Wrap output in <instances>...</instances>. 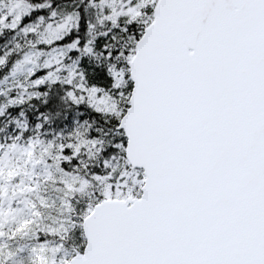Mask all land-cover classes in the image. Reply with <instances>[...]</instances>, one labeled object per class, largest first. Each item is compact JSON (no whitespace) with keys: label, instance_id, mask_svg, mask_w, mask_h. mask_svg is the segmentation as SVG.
Returning a JSON list of instances; mask_svg holds the SVG:
<instances>
[{"label":"snow or ice","instance_id":"1","mask_svg":"<svg viewBox=\"0 0 264 264\" xmlns=\"http://www.w3.org/2000/svg\"><path fill=\"white\" fill-rule=\"evenodd\" d=\"M67 7L0 0V36L19 34L45 57L15 64L33 65L22 98L9 96L15 123L58 137L71 173L68 214L51 224L43 199L17 220L3 205L19 177L0 178V240L42 232L58 242L39 243L27 264H264V0ZM25 102L39 105L34 117ZM70 232L82 244L68 257ZM17 255L0 243V264H25Z\"/></svg>","mask_w":264,"mask_h":264},{"label":"trees","instance_id":"2","mask_svg":"<svg viewBox=\"0 0 264 264\" xmlns=\"http://www.w3.org/2000/svg\"><path fill=\"white\" fill-rule=\"evenodd\" d=\"M9 3V0H3ZM76 0H61L62 5H67V10H72V5ZM89 15H93L89 12ZM2 30V29H0ZM95 35V33H93ZM11 33L4 32L0 36V40L7 41L5 45L0 47V56H4L9 51H14L17 55H11L7 57V62L0 65V85L2 82H6L3 86V90L0 91V151L12 149L16 151L22 158L20 166L14 167L12 175L24 178V174L28 173L39 178L42 185H35L33 193L25 194L23 202L18 204L17 210L14 212L17 220H23L29 217L32 211L31 201H35L37 205L41 199L44 200L46 207L40 209L43 216L44 224H51L61 219L63 215L68 214V208L64 206V199L66 198L65 188L61 187V184L71 176L70 172H65L61 167V161L65 158L59 154V138L53 140L52 136L42 135L38 130H32L30 125L25 124L24 127L28 128L29 132H21L15 123V113L18 111L16 108L9 107L11 101L9 100L10 95L21 96L20 89L26 83V77L28 73L16 76L11 79V75L16 71L15 64L21 55H29L31 51H36L35 45L29 41L25 43L23 37L19 34L16 39H10ZM23 45V48L16 47L17 45ZM43 55H41L42 57ZM39 64H42L41 61ZM22 98V96H21ZM39 107L37 104H28L25 102L24 111L29 113L30 117H34L36 109ZM63 118L61 117V120ZM55 121V117H53ZM50 131L54 132L59 130L58 123H52L49 126ZM30 134V135H29ZM27 145V147H25ZM37 153L36 158L34 154ZM17 192V191H16ZM71 195V193H67ZM87 193H81L79 203L74 207L79 208L81 204L85 202L84 197ZM51 197L53 199H51ZM17 200H15V203ZM73 215L75 213H72ZM15 225L9 224V228ZM8 229H6L7 231ZM37 235L39 239H37ZM44 240H49V249H54L56 241H52V238L45 236L42 232H38L36 235L28 232L23 236H17L15 239H4L0 240V243H6L8 249L23 256L27 257L31 249L38 246ZM82 241L80 235L77 232H70L64 240V254L68 257L74 254L77 246H81ZM23 250L20 252L19 250ZM49 253H51L49 251ZM49 259H52L51 254L48 255Z\"/></svg>","mask_w":264,"mask_h":264},{"label":"rangeland","instance_id":"3","mask_svg":"<svg viewBox=\"0 0 264 264\" xmlns=\"http://www.w3.org/2000/svg\"><path fill=\"white\" fill-rule=\"evenodd\" d=\"M4 5H8L9 3L7 2H4ZM5 11L7 9H4ZM44 36H47V33H43ZM35 52L36 51H31L30 52V56L33 57V60L35 61V63L38 65L39 62L41 61V63L44 62V59L45 57L41 55L40 56H36L35 55ZM33 67V65L30 63V64H27L23 67L22 70H17L14 72V74L11 75V79H14L16 78V76H19V75H23L25 73H28L29 70ZM5 81L2 82V84L0 85V91L3 90V86L5 85ZM0 155L3 156V160L0 161V178H3V180L5 181V183H9V182H12L14 180V176L12 175V173L14 172V167L17 165V166H20L21 164V161H22V158L21 156L14 150L12 149H9V150H1L0 151ZM37 156V153L34 154V158H36ZM20 163V164H19ZM34 176L31 175V174H24V178H21L19 183H17L16 187H17V192L15 194V197L12 198L10 201L9 200H5L4 201V208L7 209L9 207V204L13 210V212H17V210H21V208H18V204H20L21 202H23V198H24V195L25 194H32L33 191L31 192H28L27 189H25V191L23 193H21L19 191V188L21 185H27V184H32V182L35 184V185H42L40 184L41 181L39 180V178L37 176H35V178H33ZM51 199H53L51 197ZM15 200H17V202L15 203ZM80 247V246H77L76 249ZM76 251V250H75ZM74 251V253H75ZM51 254V253H48V255ZM73 255V254H72ZM72 255H70L69 257H71ZM23 258L24 260L26 259V256H23L21 254H18L17 255V259H21ZM25 264H26V260H25Z\"/></svg>","mask_w":264,"mask_h":264}]
</instances>
